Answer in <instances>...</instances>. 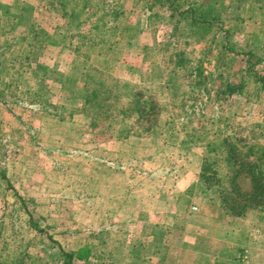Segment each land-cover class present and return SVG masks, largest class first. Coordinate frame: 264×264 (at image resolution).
<instances>
[{"label":"rangeland","instance_id":"1","mask_svg":"<svg viewBox=\"0 0 264 264\" xmlns=\"http://www.w3.org/2000/svg\"><path fill=\"white\" fill-rule=\"evenodd\" d=\"M105 1L0 0V264H63L58 251L73 264H198L204 235L232 243L245 235L223 209L232 189L225 141L264 181V0ZM191 5L210 12L208 27L181 16ZM136 34L124 43L126 67L112 63L115 39ZM109 64L131 86L141 72L156 83L172 74L164 92L134 89L177 129L168 142L137 132L117 142L73 119L90 107L72 97L86 72ZM241 83L239 95L228 93ZM187 174L198 183L179 194L174 182ZM245 176L236 183L244 194ZM246 255L238 264H252Z\"/></svg>","mask_w":264,"mask_h":264},{"label":"crops","instance_id":"2","mask_svg":"<svg viewBox=\"0 0 264 264\" xmlns=\"http://www.w3.org/2000/svg\"><path fill=\"white\" fill-rule=\"evenodd\" d=\"M27 4L28 3L23 2L21 9ZM138 36L139 35L136 34L130 40L123 38L122 36H120L118 40L115 39L116 42L119 41L120 43V54L118 61H113L112 63H116L121 68L126 67V64H124L121 60L122 55L126 51L124 49V43L127 41H136L139 39ZM116 64L114 66L109 64V68L102 73H98L96 68L92 71L89 69L86 72L87 78L85 79V88H83V91H80L72 96L75 97L76 100L82 101L80 104L85 105L86 108L87 106L96 108L98 106L102 107L103 113L100 115L94 112L96 109L93 111L88 109L90 108L88 107L83 113H77L73 119H80L82 123L81 126H86L88 130L92 129V131H95V129L101 128L102 130L99 132V134L104 136L109 135L111 140L117 142L127 141L132 137L131 135L134 134V132H137V134L135 133L136 138L146 136L147 138L156 140L157 143L162 142L163 144L168 142V138L171 139L172 135L176 133L177 129H175L172 122H166L164 125H162L158 119L153 125L149 127L142 125V123L138 121L137 113L134 109L136 106L135 94L137 93L134 92V89H140L144 91V88L148 89L149 87L155 90H162L164 92L165 86L172 81V74L169 72H162L163 81L156 83V79L153 78L154 73L141 72L140 81L131 86V83L125 81L120 76H115L114 78L112 77L113 71L115 72L117 69ZM76 74H78V72H76ZM119 75H121V73ZM75 78H78V76ZM112 79H114V85L110 88L108 83L109 81H112ZM120 79H122L123 83L119 82ZM97 87H100V90L98 89V91H95V88ZM102 88H110V90L107 92L102 90ZM161 104L169 105L171 103H168V101L165 103L164 101V103ZM157 105L160 104L157 103ZM92 143L95 142L93 141ZM180 148L181 149L178 151L182 154L189 153L188 151L193 153V151L188 147H184L185 149H182V147ZM197 153L200 156L196 155ZM194 155H196V157H194L198 160V168L202 170L203 162L205 161L204 156L197 151L196 153L194 152ZM188 156L190 155H186L185 157L187 158ZM186 158L185 162H187L189 159L188 158L186 160ZM104 172L105 171H103V173ZM190 178V174H187L181 179V181H175L174 188L177 190L176 192L183 194L193 188V186L197 185L198 181H190ZM262 182L264 185V181ZM169 184L171 185V182ZM225 187L226 186L222 185L217 189H212V187H208L207 189L214 190V193H220ZM179 196L182 197V195ZM176 197L178 198V194ZM146 215L147 213L145 216ZM252 216L255 219V222L252 221ZM234 220L238 224L243 225V228H245V235L242 238L244 241L239 237H234V241L232 243V241L216 240L204 235L200 239L201 241L204 240V245L203 251L199 249L201 254L198 264H238L239 257L241 259H244L245 257L247 258V253L252 259V261L249 263L256 264V259L261 258L260 256L264 255V204L257 207L256 209H248L242 216H234ZM176 228H179V226ZM212 242H214L213 249L210 248V244H212ZM242 252L246 253H243V255Z\"/></svg>","mask_w":264,"mask_h":264},{"label":"trees","instance_id":"3","mask_svg":"<svg viewBox=\"0 0 264 264\" xmlns=\"http://www.w3.org/2000/svg\"><path fill=\"white\" fill-rule=\"evenodd\" d=\"M159 3H162L158 1ZM175 2V0H173ZM105 3L111 4L110 0H106ZM114 6V5H108ZM151 10H153V6H148ZM198 10V11H197ZM200 10V11H199ZM203 10V9H202ZM174 12L176 8L174 7ZM183 18L186 17L190 21L192 27H195L197 30L200 28L205 29L208 27L210 19L209 16L211 15L208 11H201V5L196 6L191 5V9L187 11H183L180 13ZM213 17V16H212ZM213 20V18H211ZM209 20V21H208ZM178 26V24H177ZM194 31V28L191 29ZM195 32V31H194ZM174 65L177 68H181L185 65V59L183 54H179L177 57L174 58ZM195 72V77L197 78L196 85L198 83H202V69L199 65L193 68V73ZM175 74V73H174ZM259 81L261 88L264 89V76H262L257 82ZM256 82V83H257ZM238 86V87H237ZM234 86L233 88H229L228 93H234L239 95L240 92L244 88V84L241 83L240 85ZM135 101L136 106L134 107L138 121L142 123L144 126H151L157 121L158 116V108L153 101L143 97L142 93L135 94ZM226 147V156H227V163L228 167L230 168V177L229 181L231 185V192L228 196H225L222 201L224 204V210L230 213V216H242L244 213L250 208H257L260 205L264 204V192H263V184L261 178L254 173L253 166L250 165L248 160H244L242 156L239 154L238 150L235 148V145H232L230 141H225ZM189 152V151H188ZM242 172H246L247 176L249 177V185L251 192L243 193L240 192V189L237 187V178L242 174ZM242 193V194H241ZM237 195H242V201H238L235 197ZM60 254L61 259L63 260V264H73L70 255L64 253L63 251H58ZM20 256H23L22 253ZM22 259V258H21ZM19 259V261L21 260Z\"/></svg>","mask_w":264,"mask_h":264}]
</instances>
